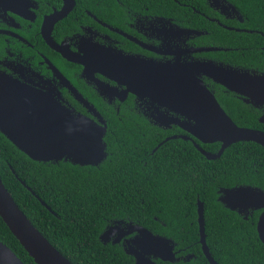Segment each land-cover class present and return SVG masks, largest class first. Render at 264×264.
<instances>
[{"label":"flooded vegetation","instance_id":"obj_1","mask_svg":"<svg viewBox=\"0 0 264 264\" xmlns=\"http://www.w3.org/2000/svg\"><path fill=\"white\" fill-rule=\"evenodd\" d=\"M245 24L246 18L231 0H0V71L44 97L37 101L40 112L48 113L55 102L62 114L71 112L95 122L103 119L107 124L103 110L109 111L119 121L144 122L156 134L163 133L150 153L176 138L216 153L201 146L210 143L199 142L172 120L187 118L166 105L169 99L149 94L145 74L153 73L155 78L166 74L169 79L178 73H198L191 68L199 64L245 68L234 54L247 48L240 35L253 29ZM149 61L167 66L148 69ZM55 68L75 92L54 77ZM201 79L213 93L216 86L221 88L203 75ZM196 151L206 161L214 160ZM217 198L218 194L216 202L225 208ZM199 202L205 241L207 235L204 202L197 196L198 245L169 236L163 230L164 218L148 211L140 220L130 216L108 220L97 238L102 246L127 255L129 264H136V259L127 250L141 252L142 264L145 259L154 264H211L199 241ZM229 211L255 226L262 209ZM116 220L118 228L113 227ZM207 247L221 264L220 256Z\"/></svg>","mask_w":264,"mask_h":264},{"label":"trees","instance_id":"obj_2","mask_svg":"<svg viewBox=\"0 0 264 264\" xmlns=\"http://www.w3.org/2000/svg\"><path fill=\"white\" fill-rule=\"evenodd\" d=\"M231 1L246 18L245 26L253 29L240 35L247 47L243 54H234L245 68L264 72V0ZM216 85L221 87H215L217 100L238 126L264 129L258 120L261 109ZM103 114L107 156L94 166L63 159L32 160L0 132V178L18 207L57 250L73 264H129L127 255L102 246L97 236L108 220L117 216L140 220L145 211L164 218L163 230L169 236L198 245V196L204 202L206 243L220 256L219 262L264 264V245L255 226L216 202L220 187L250 184L264 189V146L238 141L206 161L189 142L176 138L150 153L162 138L161 131L156 134L144 122L119 121L109 111ZM219 145L201 144L213 151ZM192 163L198 167L190 168ZM145 177L144 189L138 190ZM0 240L24 264H36L1 217Z\"/></svg>","mask_w":264,"mask_h":264},{"label":"water","instance_id":"obj_3","mask_svg":"<svg viewBox=\"0 0 264 264\" xmlns=\"http://www.w3.org/2000/svg\"><path fill=\"white\" fill-rule=\"evenodd\" d=\"M62 53L68 57L63 51ZM147 63L148 69L167 66L151 61ZM191 69L198 73H178V75H170V80L166 74L157 75L158 78H155L153 73L145 74L147 78L145 89L155 99H169L166 105L187 118L186 121L177 118L172 120L199 142L220 143L216 153H205L196 143L197 150L208 159H216L226 147L238 141H253L264 146V129L238 126L201 79L203 75L213 83L223 86L225 90L237 94L245 103L261 109L258 120L264 125V72H258L253 68L223 67L214 64H199L198 68ZM200 71L203 73L200 74ZM53 72L54 77L61 83L73 92L76 91L58 69L55 68ZM99 88L103 89L101 86ZM35 91L19 79L0 71V132L32 160L47 162L63 159L78 165H98L107 156L103 138L107 130L105 121L102 119L100 122H95L89 117L71 112L62 114L58 112L61 108L55 102L51 103L53 105L51 111L40 112L37 101L43 100L44 97ZM77 98L80 99V94H77ZM21 182L24 184L22 180ZM238 188L251 189L254 195L244 200L228 197V193ZM27 189L37 197L33 190L29 187ZM217 194L218 201L229 210L262 209L255 229L264 245V195H262L264 189L250 184H237L232 187H220ZM37 198L48 210H51L49 205ZM197 212L199 241L203 252L211 264H217L206 245L203 206L200 202ZM0 217L36 264H73L31 223L15 203L1 178ZM127 253L135 257L136 264H142L141 252L127 250ZM0 264L24 263L0 240ZM145 264L154 263L145 259Z\"/></svg>","mask_w":264,"mask_h":264},{"label":"snow or ice","instance_id":"obj_4","mask_svg":"<svg viewBox=\"0 0 264 264\" xmlns=\"http://www.w3.org/2000/svg\"><path fill=\"white\" fill-rule=\"evenodd\" d=\"M147 180H148V177H145L144 182L137 184L138 190L144 189L145 182H147ZM149 187H151V185H149ZM252 195H254L253 191L251 189H248V188H238V189H235L234 191H232L231 193H228V197H231L233 199H238V200L247 199V198L251 197ZM262 195H264V194H262ZM114 223L119 224L120 221L116 220V221H114ZM109 230L111 231L112 229L110 228Z\"/></svg>","mask_w":264,"mask_h":264},{"label":"clouds","instance_id":"obj_5","mask_svg":"<svg viewBox=\"0 0 264 264\" xmlns=\"http://www.w3.org/2000/svg\"><path fill=\"white\" fill-rule=\"evenodd\" d=\"M113 227H114V228H118V227H120V225L114 223Z\"/></svg>","mask_w":264,"mask_h":264}]
</instances>
